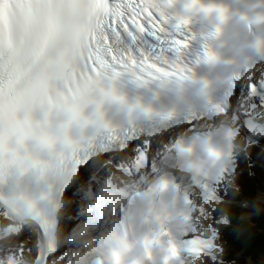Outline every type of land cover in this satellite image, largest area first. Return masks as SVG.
<instances>
[{
    "label": "snow or ice",
    "instance_id": "obj_1",
    "mask_svg": "<svg viewBox=\"0 0 264 264\" xmlns=\"http://www.w3.org/2000/svg\"><path fill=\"white\" fill-rule=\"evenodd\" d=\"M127 4L130 16L125 23L121 13L109 9L105 0H0V184L14 174L48 176L54 167L65 164L69 153L75 157L80 146L70 139L68 129L84 122V110L90 105L96 107L95 123L107 128L101 106L124 101L101 87L106 66L96 54L98 33L105 26L113 30L119 26L129 33L160 36L167 23L156 0H127ZM173 44L177 49L187 47L186 40H174ZM121 66L140 83L180 75L172 66L138 63L131 55ZM58 85L62 90H57ZM36 110L42 113V120L34 119ZM216 113L217 131L210 135L225 144L223 162L185 191L188 227L180 244L169 242L159 264L185 260L191 264H228L231 259L226 251L231 245L225 238L231 221L223 205L240 192V182L256 158L264 163V80L248 85L242 104L231 110L217 107ZM58 115L66 122L55 124L53 118ZM58 149L63 151L55 164L43 158V154ZM167 186L168 181L161 182V188ZM3 199L0 197V216L12 218L14 213ZM44 199L56 203L51 195ZM26 207L33 214L43 210L34 198L27 199ZM251 211L255 215L260 209L253 206ZM31 226L37 239L47 232L46 224L32 221ZM157 243L158 239L145 238L149 259L150 249ZM17 251L23 253V244L9 251L6 264H17ZM36 259L41 264H57L60 257L55 247L51 251L39 248Z\"/></svg>",
    "mask_w": 264,
    "mask_h": 264
},
{
    "label": "clouds",
    "instance_id": "obj_2",
    "mask_svg": "<svg viewBox=\"0 0 264 264\" xmlns=\"http://www.w3.org/2000/svg\"><path fill=\"white\" fill-rule=\"evenodd\" d=\"M175 0H168V6L171 7ZM189 5H191L189 7ZM185 9L187 12L201 15L210 25L211 31L206 33L205 39L216 41L221 36L232 35L239 36L242 29L248 24L256 26L264 25V15L247 16L239 15L225 4H208L205 5L201 0H186ZM207 10V11H206ZM190 20L187 16L177 17V26H187ZM207 59L215 61L218 59L211 44L207 48ZM124 103H128L123 97ZM195 142L191 146L193 148ZM173 159L169 167L177 166L180 161L190 158V146L182 140H178L170 146ZM193 167L186 169L190 176L199 175L205 167V162L193 161ZM180 200L178 193L167 186L162 192L156 195L134 196L128 209V224L130 233H136L138 239L136 244L143 246L147 259L149 249L145 248V238L158 239L159 243L153 245L150 249L152 255L167 254L169 240L165 242L164 236L160 235L159 229L167 227L169 237H173L183 227V218L179 213ZM122 247H127L130 240L123 237H117ZM102 250H91L83 258L82 264H107V261L101 257ZM111 264H121V258L118 254L113 253Z\"/></svg>",
    "mask_w": 264,
    "mask_h": 264
},
{
    "label": "bare ground",
    "instance_id": "obj_3",
    "mask_svg": "<svg viewBox=\"0 0 264 264\" xmlns=\"http://www.w3.org/2000/svg\"><path fill=\"white\" fill-rule=\"evenodd\" d=\"M66 199L68 200V197L66 196ZM259 199L260 200H264V196L263 195H259ZM262 234L260 232H252V237L254 239H257V238H260V239H263L262 238ZM255 243H257L258 245L260 244V241L259 240H256L254 241ZM22 256H24V254H21ZM260 257H264V254L261 255H256V256H253L251 259L248 260V263L249 264H264L262 262H259L258 259H260Z\"/></svg>",
    "mask_w": 264,
    "mask_h": 264
},
{
    "label": "rangeland",
    "instance_id": "obj_4",
    "mask_svg": "<svg viewBox=\"0 0 264 264\" xmlns=\"http://www.w3.org/2000/svg\"><path fill=\"white\" fill-rule=\"evenodd\" d=\"M263 186H264V185H263ZM262 238L264 239V236H262ZM233 253H238V255L241 254L240 251L238 252L237 250L232 249V251L229 252L230 255L232 254V257H231V260H230L229 264H234L233 262L235 261V259H234V255H233ZM261 256H262V255H261ZM240 260H241V259H240ZM258 261L264 263V257H260V259H258ZM239 262H240V261H239Z\"/></svg>",
    "mask_w": 264,
    "mask_h": 264
},
{
    "label": "trees",
    "instance_id": "obj_5",
    "mask_svg": "<svg viewBox=\"0 0 264 264\" xmlns=\"http://www.w3.org/2000/svg\"><path fill=\"white\" fill-rule=\"evenodd\" d=\"M247 230L249 231V233H250V235H251V241L253 242V241H255L256 239H254L253 237H252V230L250 229V227H248L247 226ZM260 238H258V240H259ZM254 249H256V250H261L262 249V245L261 244H259L258 246H255V248Z\"/></svg>",
    "mask_w": 264,
    "mask_h": 264
}]
</instances>
